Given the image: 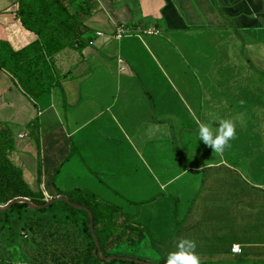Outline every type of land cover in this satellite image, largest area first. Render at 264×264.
Listing matches in <instances>:
<instances>
[{
    "label": "rangeland",
    "instance_id": "1",
    "mask_svg": "<svg viewBox=\"0 0 264 264\" xmlns=\"http://www.w3.org/2000/svg\"><path fill=\"white\" fill-rule=\"evenodd\" d=\"M7 2L0 0V9ZM148 26L124 27L121 38L112 39L106 22L93 23L102 37L95 35L84 56L67 48L52 57L51 65L61 72L56 73L58 84L50 98L48 93L34 101L41 110L50 101L63 132H75L69 139L73 147L69 158L53 182L43 179L39 189L45 200L51 198L46 184L65 194L88 190L102 202L116 205L123 215L114 219L116 233L125 218L141 231L142 244L149 250L126 251L120 258L165 264L179 240L211 244V233L206 236L205 229L237 227L233 198L243 192L241 182L253 186L264 180V110L259 100L246 95L252 91L257 96L259 82L245 88L248 69L242 56L263 68L264 57L254 56L253 40L241 43L231 31L168 30L159 23L158 34L149 35ZM224 119L234 123L235 135L221 152H214L197 140V131L205 124L215 134ZM11 139L16 149L33 140L14 135ZM9 158L22 166L23 178L27 177L28 163L13 153ZM35 161L32 155L33 174ZM25 181L31 189L38 188L34 178ZM6 216L0 212V264H60L83 247L73 226H59L51 241L49 222L36 218L38 213L24 220L31 229L14 221L8 228ZM256 219L241 218L242 229H253ZM66 232H71L69 239ZM5 236L12 241H3ZM237 259L243 260L241 264H264V259L250 254ZM199 261L234 264L212 257Z\"/></svg>",
    "mask_w": 264,
    "mask_h": 264
},
{
    "label": "trees",
    "instance_id": "2",
    "mask_svg": "<svg viewBox=\"0 0 264 264\" xmlns=\"http://www.w3.org/2000/svg\"><path fill=\"white\" fill-rule=\"evenodd\" d=\"M98 11L99 6L96 0H8L6 5L0 9V17L7 20V26L8 24L11 27L17 25L24 32L36 36V39L21 46L20 42L13 41L10 36L9 39L8 37L7 39L1 38L0 71L6 73L12 86L20 89L25 96L32 100L48 94L58 84V76L50 63L51 58L67 48L81 53L85 47L91 44L95 34L86 25V22ZM230 33L238 38L241 43L243 42L239 31L234 26ZM242 59L247 65L246 69H248L245 76L248 85L245 88H251V85L254 87L253 83L255 81L259 82L256 88L258 97L252 91L249 94L246 93V95L259 100V107L264 110V73L256 70L244 55ZM251 80L253 81L251 82ZM27 130L28 136L33 138L37 149L35 183L38 188L36 187L34 190L33 187L31 189L28 182L23 178L22 166L13 163L9 158V154L13 153L15 149L12 144V136L10 133L6 134L0 130V207L18 198L26 199L35 205L45 204L46 200L39 189L42 184V156L40 154V136L36 121H32L27 126ZM69 139L58 144L55 143L45 153V158L50 155L60 160L59 166L45 183L53 182L54 176L59 172L62 163L69 158L73 150ZM46 186L45 184L44 190L51 197L50 199L58 196L66 197L69 202L78 204L90 211L93 233L98 241L102 257H120L124 256L126 251L133 253L140 250L149 252L147 247H144L145 244H142L145 237L141 231H138V228L131 227L125 218L123 219L124 226L116 233L114 219L116 216L123 218L120 208L116 205L102 202L94 193L88 190L76 189L65 194L52 192V189ZM16 209V214L8 215ZM2 213L7 215L5 222L8 228L11 227L14 221L15 225L24 222V227L27 229H31V225L24 221L26 216L29 217L31 214L36 216L38 213L39 216L36 218H39L43 223L49 222V227L52 229L51 232L49 231L51 241H54L59 226L75 227V231L81 237L83 247L77 253L68 256L69 258L60 262V264H135L122 260L109 262L101 260L97 255L89 231L88 214L83 210L71 208L66 203L56 202L42 210H31L26 204H13ZM127 231L129 234H126ZM122 232L126 237L123 240ZM68 233L71 232H66L68 235L66 239L71 237ZM1 234L2 229L0 227V236ZM3 241L9 242L12 241V238L5 236ZM121 242H123V245L118 246L117 244ZM11 247L13 246L11 245ZM112 248L118 250V253L110 252ZM241 252L238 256L243 258H248L249 254L252 255L251 252ZM238 256L230 259L232 263H243V260L237 259Z\"/></svg>",
    "mask_w": 264,
    "mask_h": 264
},
{
    "label": "crops",
    "instance_id": "3",
    "mask_svg": "<svg viewBox=\"0 0 264 264\" xmlns=\"http://www.w3.org/2000/svg\"><path fill=\"white\" fill-rule=\"evenodd\" d=\"M101 11L100 16H96L97 12L91 17L86 25L94 32L97 37H102L99 30L91 27L95 23L101 25L102 22L110 28L112 32L111 38L115 39V29L123 26L138 30L144 28L147 30H156L159 23H163L168 30H226L231 31L233 26L239 31L243 41L250 39L252 41V49L255 57H264V0H96ZM9 36L13 41L20 42L24 46L28 42L35 40L36 36L31 33L24 32L17 25L7 26V20H0V39ZM15 37V38H13ZM11 40V39H10ZM91 46H93L91 44ZM85 47L79 55L84 56L87 53ZM261 49V50H259ZM62 55V54H59ZM56 56V55H55ZM54 57V56H53ZM248 57V56H247ZM52 60V58H51ZM50 60V61H51ZM252 63V61H250ZM253 64V63H252ZM259 64V63H257ZM253 65L258 71L264 73L262 65ZM59 72L55 66L52 67ZM55 68V69H54ZM55 72V71H54ZM49 92V98L52 94ZM47 107L41 110L37 107L34 100L25 96L20 89L12 86L8 81L5 72L0 71V130L6 134L10 133L16 139L19 134L25 133L28 136L27 126L36 121L40 136V147L42 154V177L41 179L48 181L59 166L60 160L50 156L45 158V153L55 143L64 142L71 138L72 134L63 132L60 121L53 110L50 101L45 102ZM12 131H15L13 134ZM26 137V138H27ZM14 156L28 163L27 177L36 179V172L32 173L30 160L32 155L36 157V145L33 140L27 141L20 148L14 149ZM18 160V159H17ZM36 167V166H34ZM200 169H191L198 171ZM31 170V171H30ZM36 171V170H35ZM24 177V180L27 178ZM241 190L238 196L233 198L236 200V207L233 211L238 210L237 227L231 228V225L220 228L205 229L206 236L211 233V244L205 241V244L196 246L198 258H221L222 260H230L236 256L230 253L231 246L237 245L241 251L251 252L254 259L262 261L264 259V180L254 183L253 186L241 182ZM248 192L252 195L246 194ZM54 192V190H51ZM254 215L258 219L254 221L253 229L246 231L243 227L244 220L241 218H250ZM236 236H234V235ZM205 236V237H206ZM215 239V242H214ZM207 242V243H206ZM214 250V251H212ZM216 251V252H215ZM242 253V252H241ZM240 253V254H241ZM239 254V255H240Z\"/></svg>",
    "mask_w": 264,
    "mask_h": 264
},
{
    "label": "clouds",
    "instance_id": "4",
    "mask_svg": "<svg viewBox=\"0 0 264 264\" xmlns=\"http://www.w3.org/2000/svg\"><path fill=\"white\" fill-rule=\"evenodd\" d=\"M235 135V126L231 120L224 119L218 124L215 134L208 125L201 124L197 131V140L205 146H210L212 151L221 152L228 141ZM196 244L190 239H181L176 244V250L167 254L165 264H200L195 252Z\"/></svg>",
    "mask_w": 264,
    "mask_h": 264
},
{
    "label": "water",
    "instance_id": "5",
    "mask_svg": "<svg viewBox=\"0 0 264 264\" xmlns=\"http://www.w3.org/2000/svg\"><path fill=\"white\" fill-rule=\"evenodd\" d=\"M56 202L66 203L71 208L78 209V210H83V211H85L88 214V217H89V231L91 233V236H92V239H93L96 251H97V255H98V257L101 260H104L105 262H109V261H112V260H122V261H127V262H133L135 264H151V263L141 262L139 260H134V259H130V258H120V257H115V256L114 257L113 256H111V257H102L98 241H97V239H96V237H95V235L93 233L92 216H91L90 211L88 209L78 205V204H73V203L69 202L66 197L58 196V197H55V198H52V199H47L45 201V204H43V205H35V204L31 203L30 201H28L26 199L18 198V199L12 200V201L8 202L6 205L0 207V212H5L13 204H26L28 206V208L31 209V210H42V209H44V208L48 207L49 205H51L53 203H56Z\"/></svg>",
    "mask_w": 264,
    "mask_h": 264
},
{
    "label": "built area",
    "instance_id": "6",
    "mask_svg": "<svg viewBox=\"0 0 264 264\" xmlns=\"http://www.w3.org/2000/svg\"><path fill=\"white\" fill-rule=\"evenodd\" d=\"M147 34L149 35H157L158 32L156 30H146ZM124 29H123V26H119L115 29V39H120L121 36L124 34ZM120 62V60H119ZM27 137V135L25 133H22V134H19L17 136L18 139H25ZM45 197H47V195L44 193ZM230 253L234 256L236 255H239L241 253V249L239 248V246L237 245H233L231 246V249H230Z\"/></svg>",
    "mask_w": 264,
    "mask_h": 264
}]
</instances>
